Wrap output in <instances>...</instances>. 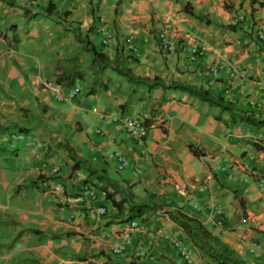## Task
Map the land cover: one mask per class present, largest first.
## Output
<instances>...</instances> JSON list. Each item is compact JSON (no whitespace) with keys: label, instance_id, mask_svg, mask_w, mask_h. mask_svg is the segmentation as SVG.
<instances>
[{"label":"crops","instance_id":"0c3cea01","mask_svg":"<svg viewBox=\"0 0 264 264\" xmlns=\"http://www.w3.org/2000/svg\"><path fill=\"white\" fill-rule=\"evenodd\" d=\"M37 4H51L59 22L36 14ZM237 15L244 21L233 23ZM100 19L116 34L107 47L95 33ZM263 23L264 0H0V264H183L154 234H130L125 251L113 257L110 248L121 241L127 221L105 193L135 203L158 196L162 208L140 220L149 232L162 229L184 241L198 264L215 263L170 220L166 211L174 206L245 263L264 264V183L258 186L264 180V149L258 150L264 127L233 124L228 113L184 92L131 84L111 69L94 75L90 54L72 33L78 29L110 59L131 56L126 67L136 77L202 87L264 119V48L255 40ZM158 30L174 39L173 54L160 52ZM120 36L132 38L133 50ZM192 44L206 49L195 63L186 57ZM209 66L221 71L218 79L206 75ZM227 66L245 78L229 81L222 73ZM58 75L73 83L58 84ZM42 83L63 94L79 84L80 91L58 102ZM98 112L107 117L100 120ZM128 117L148 128L142 146L124 130ZM20 130L23 141L10 138ZM112 153L125 156L127 166L117 170ZM54 182L62 186L60 198L48 189ZM82 186L89 188L85 195ZM216 218L220 226L212 223ZM139 251L150 258L136 257Z\"/></svg>","mask_w":264,"mask_h":264},{"label":"trees","instance_id":"16d2710c","mask_svg":"<svg viewBox=\"0 0 264 264\" xmlns=\"http://www.w3.org/2000/svg\"><path fill=\"white\" fill-rule=\"evenodd\" d=\"M184 6V11H185ZM36 14L53 18L56 22H59L58 17L54 15V7L51 4H47L44 7H41L39 4L36 6ZM27 14L28 10H24ZM188 15L192 16L190 12H187ZM35 14H30V18ZM59 15L62 17L67 16V12H62ZM206 24H209L205 20ZM72 33L76 41L82 46V49L90 54L91 61L88 65V69L92 74H98L104 71L105 69H111L115 71L120 76L126 78L128 82L135 85H144L149 89L154 87H160L161 89H172L178 90L180 92L186 93L188 96L196 98L199 102L206 103L210 107H217L220 112H226L229 115L230 122L235 123H244L255 128L264 127V119L256 118L248 114L241 113L234 109V105L230 102H226L222 99L220 95L212 96L209 92L202 87H195L186 84L171 83L169 85H164L162 81L157 78H153L151 81H148L143 78L134 76L130 69L126 67V62L130 59L133 61L131 56H122L121 54L117 57L115 54L114 58L110 59L101 52H98L86 39L82 38L78 29H73ZM119 59V60H118ZM67 78H61L57 76L56 82L60 85H71L73 80H69L67 83L64 82ZM91 90L88 91V93ZM215 120H220L219 114L214 116ZM264 148L258 146V150H263ZM67 151L71 154L70 149L67 148ZM79 162H75L72 167H75ZM90 173L100 176L95 171H90ZM104 192V190H101ZM105 193V192H104ZM105 197L110 201V205L115 209L117 214L125 213L124 221L130 219H144L143 217L149 212H154L156 209H161L163 204L156 195H148L147 201L141 203H135L131 198L122 197L119 200L115 201L113 196L105 193ZM173 206V205H172ZM165 213V212H164ZM169 215L170 220H172L178 228H180L189 241L192 243L193 247L199 253L200 256L210 259L211 262L215 264H247L241 260L234 251L229 249L223 242H221L216 236L212 235L207 231L202 224L193 217L185 215L180 208L174 206V210L171 212L166 211Z\"/></svg>","mask_w":264,"mask_h":264},{"label":"built area","instance_id":"2783aa9c","mask_svg":"<svg viewBox=\"0 0 264 264\" xmlns=\"http://www.w3.org/2000/svg\"><path fill=\"white\" fill-rule=\"evenodd\" d=\"M244 17L241 15H237L233 18V23L236 22H243ZM95 33L99 38V42L102 46H109L111 44H114L116 42V34L108 30L105 27L104 21L102 19L98 20L95 27ZM155 36L158 42L159 50L162 53L165 54H172L175 51V42L174 39L164 30H158L155 32ZM121 41H123V46H125V49L127 51L133 50V45L131 43L132 38L130 36H120ZM255 40L264 48V23L262 24V27H260L256 34H255ZM262 52L264 53V49H262ZM206 49L204 46H200L198 44H192L186 49V57L187 60L190 63H195L198 60L204 59L206 57ZM206 75L211 79H218L221 71L216 68L215 66H209L206 69ZM222 73L226 76V78L229 81H232L233 79H239L242 80L245 78V75L242 70L234 69L232 66H227L222 70ZM262 77L264 78V74H262ZM42 87L44 90L49 92V94L52 96L55 101L61 102V101H67L73 99L76 94L80 91L79 85H73L71 88H68L66 93L63 94L62 91L59 89L58 86L54 84L49 83H42ZM107 117V114L98 112V118L100 120L105 119ZM112 122L115 121L114 118L111 119ZM124 130L126 134L139 146H142L144 143V139L146 138L148 128L143 123L142 120L128 117L124 120ZM13 133V132H12ZM15 134H11L10 138L22 140L23 141V135L22 132H14ZM26 143L27 147L34 146V142L32 141H24ZM109 159H112L116 164L117 170H122L125 168L128 164L126 157L119 154V153H112L109 155ZM57 168L54 167L52 172H56ZM264 180H259L258 186L260 188L263 187ZM51 190V193L55 198H60L62 194V186L58 182L51 183V186L48 188ZM206 188L203 185H200L197 187V191L200 193L204 192ZM89 192V188L87 186H82L81 188V195H85ZM193 209L195 211L199 210V207L197 205H192ZM95 211L103 215L105 214L104 207H98L95 209ZM219 213V212H216ZM212 223L216 226H220V220L215 219L212 221ZM125 234L123 235L120 242L113 244L110 248V254L113 257L120 256L126 249V247L130 244V234L137 233L138 235H147V234H154L158 235L159 237L166 240L169 245L176 251L177 255L181 259L183 264H198V262L194 259L193 250L186 244L184 241H182L179 238L172 237L169 235L165 230L162 229H156L153 232H149V229L145 223H143L139 219H130L125 224ZM103 237V236H102ZM136 257H147L150 258L145 252H136ZM88 264V263H84Z\"/></svg>","mask_w":264,"mask_h":264},{"label":"clouds","instance_id":"9594fccd","mask_svg":"<svg viewBox=\"0 0 264 264\" xmlns=\"http://www.w3.org/2000/svg\"><path fill=\"white\" fill-rule=\"evenodd\" d=\"M98 22V21H97ZM96 22V23H97ZM96 25V24H95ZM96 27V26H95ZM114 32V31H113ZM154 37H155V40H156V42H157V39H156V36H155V34H154ZM98 40H99V38H98ZM100 43V42H99ZM157 44H158V42H157ZM105 47V46H104ZM159 48V47H158ZM161 52V51H160ZM175 52V51H174ZM163 54H165V53H163ZM173 54V53H172ZM50 84V83H49ZM42 85V84H41ZM55 85V84H54ZM77 85H79V84H77ZM80 86V85H79ZM20 132H22L21 130H20ZM134 219H136V218H134ZM141 219V218H140ZM139 219V220H140ZM128 221V220H127Z\"/></svg>","mask_w":264,"mask_h":264}]
</instances>
